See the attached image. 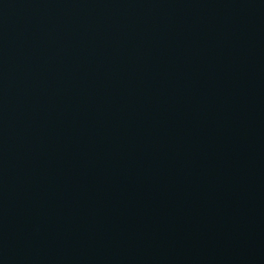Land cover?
Wrapping results in <instances>:
<instances>
[{"label": "water", "instance_id": "95a60500", "mask_svg": "<svg viewBox=\"0 0 264 264\" xmlns=\"http://www.w3.org/2000/svg\"><path fill=\"white\" fill-rule=\"evenodd\" d=\"M0 264H264V0H0Z\"/></svg>", "mask_w": 264, "mask_h": 264}]
</instances>
